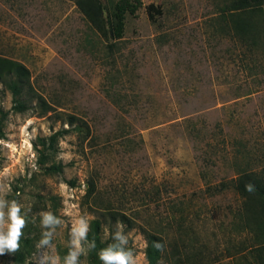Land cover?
<instances>
[{"label": "rangeland", "instance_id": "rangeland-1", "mask_svg": "<svg viewBox=\"0 0 264 264\" xmlns=\"http://www.w3.org/2000/svg\"><path fill=\"white\" fill-rule=\"evenodd\" d=\"M228 2L142 0L111 39L75 0H0V56L29 69L47 104L18 112L0 82V189L27 221L0 264H63L80 218L101 219L105 240L122 230L136 264H148L145 232L163 239L157 264L242 261L253 241L237 223L242 199L220 188L264 167V44L236 42L222 22ZM149 3L162 10L155 21ZM81 246L79 264H101Z\"/></svg>", "mask_w": 264, "mask_h": 264}, {"label": "trees", "instance_id": "trees-1", "mask_svg": "<svg viewBox=\"0 0 264 264\" xmlns=\"http://www.w3.org/2000/svg\"><path fill=\"white\" fill-rule=\"evenodd\" d=\"M75 5L89 22L90 26L101 36L111 39H120L124 34L125 20L128 15L135 16L143 6L142 0H116L106 7L102 0H75ZM146 13L151 21L162 14L159 6L149 3L145 6ZM223 25L226 26L232 37L244 49L250 50L252 46L264 44V0H229L221 9ZM239 61L244 63V54ZM0 82L9 90L13 99V109L24 112L31 107L33 102L45 111V100L35 95L30 83L29 69L21 62L0 56ZM69 124L75 123L73 116H68ZM64 132L66 130H63ZM56 132L49 137V144L54 141ZM53 169H59L52 166ZM251 184L252 191L246 190V185ZM232 188L242 199L241 206L237 210V223L240 232L246 231L253 240L241 256L242 261L237 264H264V167L259 169L241 168L231 184H221V190ZM89 194H93L94 185L89 182ZM112 219L122 220L125 216L109 213ZM119 217V218H118ZM90 230L87 233L88 245L95 243L93 248L96 253L106 248L114 240H105L102 235V220L94 218L89 223ZM146 247L144 250L148 264H157L162 257V252L153 245L155 242L163 244L161 236L145 232ZM128 249L131 250L129 246ZM101 261V260H100ZM102 264V261H101ZM172 264H185L175 262Z\"/></svg>", "mask_w": 264, "mask_h": 264}, {"label": "clouds", "instance_id": "clouds-1", "mask_svg": "<svg viewBox=\"0 0 264 264\" xmlns=\"http://www.w3.org/2000/svg\"><path fill=\"white\" fill-rule=\"evenodd\" d=\"M246 190L252 191L251 184L246 185ZM42 226L54 230V225L59 224L60 220L54 217L52 213L46 212L42 214ZM27 226L25 217L21 214V205L15 200L9 202L4 198L3 190L0 189V254L8 252H16L19 250V241L23 235V229ZM90 227L87 219L80 218L71 231L70 249L64 257L63 264H79V257L83 253L81 241L87 240V233ZM51 231H45L38 247L41 244H47ZM113 240L115 243L110 244L98 253L102 264H136V259L132 250L126 246L128 237L123 234L122 230H118ZM158 251L164 250V244L155 242L153 245ZM95 243L89 245V249L94 248ZM43 259H47V254ZM43 264V260L40 261ZM56 264H59L58 260Z\"/></svg>", "mask_w": 264, "mask_h": 264}]
</instances>
